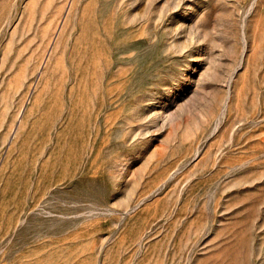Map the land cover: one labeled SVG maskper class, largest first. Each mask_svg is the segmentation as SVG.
<instances>
[{"label": "rangeland", "instance_id": "obj_1", "mask_svg": "<svg viewBox=\"0 0 264 264\" xmlns=\"http://www.w3.org/2000/svg\"><path fill=\"white\" fill-rule=\"evenodd\" d=\"M0 264H264V0H0Z\"/></svg>", "mask_w": 264, "mask_h": 264}]
</instances>
